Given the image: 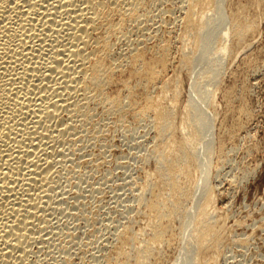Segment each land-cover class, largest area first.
I'll return each instance as SVG.
<instances>
[{
	"label": "bare ground",
	"instance_id": "obj_1",
	"mask_svg": "<svg viewBox=\"0 0 264 264\" xmlns=\"http://www.w3.org/2000/svg\"><path fill=\"white\" fill-rule=\"evenodd\" d=\"M171 3L0 0V264H166L177 243L172 264H217L227 246L210 208L211 168L231 160L251 113L223 90L214 133L221 112L210 88L221 89L228 40L247 48L256 22L239 6L228 21L224 0H212L185 54L174 9L162 7ZM177 44L191 78L180 118L178 81L167 77ZM133 126L146 138L129 142L145 152L130 154L154 165L125 174L137 207L109 209L99 233L86 200L103 192L94 176L104 177L107 156L117 161L109 135Z\"/></svg>",
	"mask_w": 264,
	"mask_h": 264
},
{
	"label": "rangeland",
	"instance_id": "obj_2",
	"mask_svg": "<svg viewBox=\"0 0 264 264\" xmlns=\"http://www.w3.org/2000/svg\"><path fill=\"white\" fill-rule=\"evenodd\" d=\"M189 2H191V7H187ZM210 2L212 0H172L171 5L162 6L164 9L168 7L174 9L177 19L174 36L180 37L178 40L180 43L178 42V44L185 46L183 47L186 51L185 54L196 50L197 21L204 9L209 8ZM182 4L184 5L183 9L180 8ZM236 6L241 9L245 7L244 17L246 21L256 22V30L248 35L247 43H251V45L245 49L234 46L231 39L228 40V51L225 60L223 59L224 63L219 77L221 89L217 90L215 86L209 88L216 96L217 109L219 113L221 112L220 117L225 110L223 102L225 100L222 97V92L227 89L236 90L238 98L235 101V106L238 107L239 102H243L246 108L249 109L251 117L246 120L244 129L235 140V148L230 153L231 160L229 159L230 161L227 160L223 164L211 168L210 192L212 198L210 208L211 212L215 210L217 216L225 221L224 243L227 247L219 256L217 264H264V0H224L223 14L228 18V21L232 17V8L234 9ZM190 10L191 18L188 23L186 22L188 19L187 13ZM163 16H167V14H163ZM220 42L222 41L218 37L213 48L219 47ZM178 44L173 51L174 63L168 71L167 77L173 81H178L179 94L174 106L180 118L181 111L188 102L191 78L182 65L184 54L179 50L181 47ZM220 117H218L215 124L217 129L214 133L216 134L224 115ZM131 128L136 130L132 134H126L124 131L118 130L112 132L113 135L115 134L114 136L109 135L113 144L111 150L118 157L116 158L117 161L113 157L107 156L108 162L102 167L104 177L99 174L94 176V178L104 183L103 192L86 200L88 212H92L97 218L96 227L99 228V233L104 232L101 221L105 218L109 209L122 211L121 209H126L125 205L127 204L128 206L137 207L133 194L135 195L137 192L138 185L130 183L129 180L131 179L126 177L128 175L126 173L130 172L131 175L136 173L134 177H137L141 173L140 170L146 166V164L144 166L143 163H140L139 159L132 157V153L141 155L145 151H139L138 154V149H135L130 143L133 139L142 136L144 128L136 126ZM141 136L138 139L145 140L146 137L142 138ZM147 139L145 146L149 147L150 139ZM120 163L128 165V167H125L128 168L126 172ZM148 163L145 168L153 167V161ZM244 173L246 176L243 177ZM236 175L241 179L233 182ZM194 177L197 179L199 176L196 174ZM134 185L137 187L136 189ZM118 194H121V197ZM188 206H191V202L188 203ZM178 225L179 222L176 223L177 229H181L179 228L182 227L181 223ZM135 228L137 229V226ZM91 229L83 228L86 232ZM178 246L180 244L177 243L174 246L176 248L167 249L168 254L166 257L169 260L166 264H172ZM234 260H237V263Z\"/></svg>",
	"mask_w": 264,
	"mask_h": 264
}]
</instances>
